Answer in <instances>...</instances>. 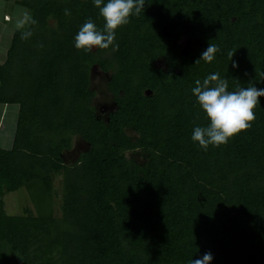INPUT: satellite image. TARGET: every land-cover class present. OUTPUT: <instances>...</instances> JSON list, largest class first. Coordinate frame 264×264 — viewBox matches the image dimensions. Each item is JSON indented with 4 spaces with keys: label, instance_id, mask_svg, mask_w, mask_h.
Returning a JSON list of instances; mask_svg holds the SVG:
<instances>
[{
    "label": "trees",
    "instance_id": "16d2710c",
    "mask_svg": "<svg viewBox=\"0 0 264 264\" xmlns=\"http://www.w3.org/2000/svg\"><path fill=\"white\" fill-rule=\"evenodd\" d=\"M2 1L39 23L29 40L15 31L0 65V104L19 107L12 148H0V264H188L209 252L211 264H264V97L226 144L191 139L194 120L209 123L197 79L264 89V0H146L118 47L90 52L74 37L89 17L103 27L93 0ZM210 43L215 59L196 64ZM95 65L111 72L108 121L92 106ZM74 136L88 149L67 165ZM21 189L37 215L6 212L5 195Z\"/></svg>",
    "mask_w": 264,
    "mask_h": 264
},
{
    "label": "clouds",
    "instance_id": "9594fccd",
    "mask_svg": "<svg viewBox=\"0 0 264 264\" xmlns=\"http://www.w3.org/2000/svg\"><path fill=\"white\" fill-rule=\"evenodd\" d=\"M93 3L99 10V16L104 24L102 28L98 27L91 17L87 18L74 37L78 50L90 52L94 48L118 47L116 45L118 29L130 23L133 15H140L146 0H93ZM64 14L70 16L71 12L65 9ZM4 19L9 20L10 17L5 15ZM38 23L39 21L34 19L26 8L17 7L14 27L21 33L22 40H29L33 36L34 33L28 26ZM39 47L43 48V44ZM218 51V47L210 43L196 64L201 60L211 63ZM228 55L232 59L234 53L230 51ZM191 91L209 121L207 125L200 126L194 120L191 139L205 151L209 146L219 147L241 132L249 130L256 120L255 110L261 105L260 98L264 97V89L255 85L230 91L228 80L221 78L218 72L209 74L202 81L197 79ZM212 260L213 256L209 252L200 259H191L188 264H211Z\"/></svg>",
    "mask_w": 264,
    "mask_h": 264
},
{
    "label": "rangeland",
    "instance_id": "374dc122",
    "mask_svg": "<svg viewBox=\"0 0 264 264\" xmlns=\"http://www.w3.org/2000/svg\"><path fill=\"white\" fill-rule=\"evenodd\" d=\"M0 17H3L4 11H9L12 17V29H15V13L17 6L13 7L14 4L12 2H3L0 1ZM15 8V9H14ZM4 19V18H3ZM8 27V28H9ZM10 29V28H9ZM16 30V29H15ZM10 31V30H9ZM11 32V31H10ZM9 43V40H8ZM187 40H183L182 44L187 46ZM94 51L96 48L93 49ZM158 67H164V60L160 59L157 62ZM111 72H103L97 65L93 66L90 72V81H91V90L95 92V96L92 100V106L95 109L96 115L99 119L103 121H108L109 114L115 110V102L112 94L109 92L107 84L110 79ZM2 112V109L0 113ZM9 122H3V131L0 132V148L2 145H7V135L11 133L13 129V125L9 126ZM133 139L136 138V135L132 132H128ZM4 137V138H3ZM88 144L84 142L80 137L74 136L72 142V149L69 151H65L63 153L64 162L67 165H73L78 157L87 151ZM129 158H134L138 162L143 163L146 160V156L142 154V152H131L128 153ZM62 195H63V179L61 176L54 178V192H53V210L56 218L62 217L61 212V203H62ZM5 201V210L9 215H23L26 209L31 210L34 214L37 213L35 206L30 198L29 192L27 189H21L18 192L7 193L4 197ZM37 215V214H36Z\"/></svg>",
    "mask_w": 264,
    "mask_h": 264
},
{
    "label": "crops",
    "instance_id": "0c3cea01",
    "mask_svg": "<svg viewBox=\"0 0 264 264\" xmlns=\"http://www.w3.org/2000/svg\"><path fill=\"white\" fill-rule=\"evenodd\" d=\"M13 7H15V5ZM2 14H3V17H0V65L4 64L7 60V53L11 45L13 35L16 31L15 29H12V26L9 27V25L12 24V17L9 11H4ZM5 15L10 17V19L9 20L3 19ZM8 40H9V43H8ZM1 109H2V112L0 113V132L3 131L2 130L4 127L3 122L4 123L9 122L8 124L9 126L13 125V129L11 130V133L7 135L8 144L2 145L1 148L11 149L13 145V141H14V134L16 131L19 107L14 104L13 105L0 104V111Z\"/></svg>",
    "mask_w": 264,
    "mask_h": 264
}]
</instances>
